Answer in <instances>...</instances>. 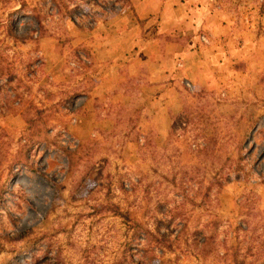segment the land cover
<instances>
[{"label":"rangeland","instance_id":"1","mask_svg":"<svg viewBox=\"0 0 264 264\" xmlns=\"http://www.w3.org/2000/svg\"><path fill=\"white\" fill-rule=\"evenodd\" d=\"M233 9L223 64L131 0H0V264H264V0Z\"/></svg>","mask_w":264,"mask_h":264},{"label":"crops","instance_id":"2","mask_svg":"<svg viewBox=\"0 0 264 264\" xmlns=\"http://www.w3.org/2000/svg\"><path fill=\"white\" fill-rule=\"evenodd\" d=\"M131 1L135 11V18L139 20L151 18L154 15L156 18L159 17L157 25L168 23L167 25L172 26L173 29L180 30L181 34L186 35L191 33L193 28L203 30L213 42L205 49L212 52L214 59H211V61H214L216 57L220 58L223 56L222 63L224 64L232 56L240 54L241 50L245 49L246 45H236V41L245 42L249 40L251 42L255 39L256 34L252 31V22L243 24L240 20L241 24L238 25L234 21L237 12L233 11V5H235L236 0H214V3L205 2L206 0H195L196 2H193L194 0H183V2L179 0ZM190 3H193V6ZM164 31L166 32V30ZM172 47L176 52L181 49L178 43H173ZM213 48H216V50H213ZM152 53L153 51L148 48L147 43L144 54L147 57L149 55L151 57ZM186 66L191 67L192 64ZM203 68V73L205 74L206 65H203ZM150 74L152 75L153 73L150 72Z\"/></svg>","mask_w":264,"mask_h":264},{"label":"trees","instance_id":"3","mask_svg":"<svg viewBox=\"0 0 264 264\" xmlns=\"http://www.w3.org/2000/svg\"><path fill=\"white\" fill-rule=\"evenodd\" d=\"M17 12H19V9L14 10V13H17Z\"/></svg>","mask_w":264,"mask_h":264}]
</instances>
